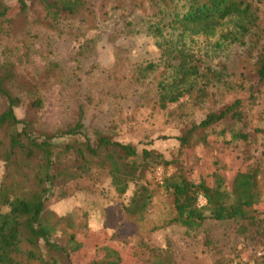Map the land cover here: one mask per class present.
<instances>
[{"label": "trees", "instance_id": "trees-1", "mask_svg": "<svg viewBox=\"0 0 264 264\" xmlns=\"http://www.w3.org/2000/svg\"><path fill=\"white\" fill-rule=\"evenodd\" d=\"M15 1L17 5L12 8L6 0H0V47L4 55L0 59V264H75L72 255L83 246L78 237L81 225L71 214L56 215L48 210L46 203L56 184L81 178L93 166L107 171L110 184L120 195L125 194L130 183L136 185L123 206L136 220H144L153 198L161 191L170 197L171 205V213L162 226L176 223L186 229H197L210 219L240 220L239 233L245 234L249 227H255L264 238V208H258L264 204V152L228 181L215 174L204 176L181 169L164 174L161 183L141 182L148 168L176 166L193 139L204 146L213 140L230 147L247 141L249 133L242 129L246 122L241 106L253 102V88L264 84V21L260 0H149L151 14L145 15L149 18L147 31L161 50L163 66L154 89L161 109L187 94H195L199 100L209 96L208 87L224 81L226 69L222 63V70L214 68L210 55L227 43H244L248 49H258L254 64L257 82L246 92L247 97L207 112L199 122H190L175 137L178 149L171 159L153 149L139 150L102 132L92 140L83 130L81 109L77 120L63 128L51 132L37 128L36 115L43 108L38 87L43 86L44 80L50 81L54 68L48 67L37 79V75L22 72L17 61L7 59L11 30H23V18L34 5L42 15L37 16L38 22L53 30L58 29L60 20H76L88 28L93 12L86 0ZM12 9L18 26H8L15 21L9 18ZM227 20L228 27L219 30ZM129 26L126 22L124 30ZM200 35L205 37L201 45L195 39ZM11 55L16 57L15 53ZM146 67L152 70L155 64ZM16 88H21L26 98ZM20 106L26 111L22 118L16 114ZM66 136H81L83 140L62 141ZM101 250L100 258L90 264H124L119 248L106 245ZM132 254L137 257L133 250ZM250 264H264V254Z\"/></svg>", "mask_w": 264, "mask_h": 264}, {"label": "rangeland", "instance_id": "rangeland-1", "mask_svg": "<svg viewBox=\"0 0 264 264\" xmlns=\"http://www.w3.org/2000/svg\"><path fill=\"white\" fill-rule=\"evenodd\" d=\"M6 1L12 8L17 5L15 0ZM86 1L93 12L88 28L76 20H60L57 30L47 28L44 22H38L37 16L42 15L34 5L23 18V30H11L7 59H14L22 72L37 75V79L48 67L54 68L52 82L44 80L43 86L38 87L43 99V108L36 115L41 131L51 132L74 123L81 109L83 130L92 140L102 132L139 150L153 149L171 159L178 149L175 137L190 122H199L207 112L236 98H246V92L257 82L254 64L258 49H248L244 43H227L210 55L214 68L222 70L220 63L226 66L224 81L208 87L209 96L203 99L187 94L161 109L154 89L163 66L161 50L147 31L149 0ZM259 6L264 21V0ZM15 15L12 9L9 18L15 21L8 26H18ZM126 22L130 26L124 30ZM227 27L228 20L219 30ZM195 39L201 45L205 37ZM3 56L0 47V59ZM149 63L155 68L147 70ZM253 89V102L241 106L246 122L241 128L249 133L243 145L230 147L210 140L204 146L193 139L176 166L148 168L141 182L161 183L164 174L181 169L204 176L215 174L228 181L237 170H245L256 162L264 152V84ZM16 90L24 95L21 88ZM16 114L25 117L24 106L16 108ZM80 140L81 136H66L62 141ZM1 173L0 163V176ZM135 186L130 183L125 194L120 195L110 184L107 171L93 166L83 177L52 188L46 208L56 215L71 214L81 225L78 237L83 246L72 255L75 264H90L100 258L101 248L106 245L121 250L124 264H250L264 254L263 236L255 227L239 233L240 220L210 219L197 229L176 223L162 226L171 213V205L170 197L161 191L153 198L144 220L134 219L123 206ZM258 208H264V204Z\"/></svg>", "mask_w": 264, "mask_h": 264}, {"label": "built area", "instance_id": "built-area-1", "mask_svg": "<svg viewBox=\"0 0 264 264\" xmlns=\"http://www.w3.org/2000/svg\"><path fill=\"white\" fill-rule=\"evenodd\" d=\"M200 200H202V198H201V197H200ZM233 264H241V263L235 262V263H233Z\"/></svg>", "mask_w": 264, "mask_h": 264}]
</instances>
